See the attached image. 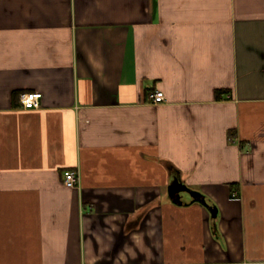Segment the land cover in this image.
I'll use <instances>...</instances> for the list:
<instances>
[{
  "label": "crops",
  "instance_id": "crops-1",
  "mask_svg": "<svg viewBox=\"0 0 264 264\" xmlns=\"http://www.w3.org/2000/svg\"><path fill=\"white\" fill-rule=\"evenodd\" d=\"M0 264H264V0H0Z\"/></svg>",
  "mask_w": 264,
  "mask_h": 264
},
{
  "label": "built area",
  "instance_id": "built-area-1",
  "mask_svg": "<svg viewBox=\"0 0 264 264\" xmlns=\"http://www.w3.org/2000/svg\"><path fill=\"white\" fill-rule=\"evenodd\" d=\"M20 97L22 106L27 109H36L41 107L42 94L23 93ZM151 101L155 105H160L166 101L163 91L157 90L150 95ZM80 174L77 170H65L63 172V182L67 188H75L80 184Z\"/></svg>",
  "mask_w": 264,
  "mask_h": 264
},
{
  "label": "water",
  "instance_id": "water-1",
  "mask_svg": "<svg viewBox=\"0 0 264 264\" xmlns=\"http://www.w3.org/2000/svg\"><path fill=\"white\" fill-rule=\"evenodd\" d=\"M175 186L176 187L171 188V190L169 191V194L172 197L174 202L178 204H182V200H181L182 195L187 193L190 195L192 199H194L193 201L196 200L197 202H201L203 204L205 203V199L200 193L194 192L180 183H177Z\"/></svg>",
  "mask_w": 264,
  "mask_h": 264
}]
</instances>
